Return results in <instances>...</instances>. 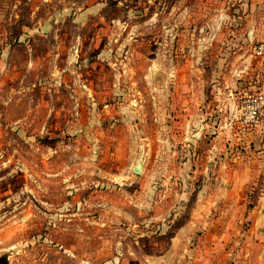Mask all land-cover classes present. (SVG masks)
Listing matches in <instances>:
<instances>
[{
	"label": "rangeland",
	"instance_id": "374dc122",
	"mask_svg": "<svg viewBox=\"0 0 264 264\" xmlns=\"http://www.w3.org/2000/svg\"><path fill=\"white\" fill-rule=\"evenodd\" d=\"M259 95L264 0H0V258L264 264Z\"/></svg>",
	"mask_w": 264,
	"mask_h": 264
},
{
	"label": "built area",
	"instance_id": "2783aa9c",
	"mask_svg": "<svg viewBox=\"0 0 264 264\" xmlns=\"http://www.w3.org/2000/svg\"><path fill=\"white\" fill-rule=\"evenodd\" d=\"M254 101H257V102L260 103V104H264V98H263L262 95L257 96V97L254 99ZM251 119H252V120H257V119H258L257 112H254V115L251 116ZM260 191H261V195H262V194L264 195V178H263V180H262V185H261V189H260Z\"/></svg>",
	"mask_w": 264,
	"mask_h": 264
},
{
	"label": "water",
	"instance_id": "95a60500",
	"mask_svg": "<svg viewBox=\"0 0 264 264\" xmlns=\"http://www.w3.org/2000/svg\"><path fill=\"white\" fill-rule=\"evenodd\" d=\"M132 173L134 175L141 174L142 173V164L137 162L132 168ZM0 264H8V263H7L6 259L0 258Z\"/></svg>",
	"mask_w": 264,
	"mask_h": 264
},
{
	"label": "trees",
	"instance_id": "16d2710c",
	"mask_svg": "<svg viewBox=\"0 0 264 264\" xmlns=\"http://www.w3.org/2000/svg\"><path fill=\"white\" fill-rule=\"evenodd\" d=\"M43 142H44V143H47L48 141H43ZM247 208H248V209H251V206L248 205Z\"/></svg>",
	"mask_w": 264,
	"mask_h": 264
}]
</instances>
